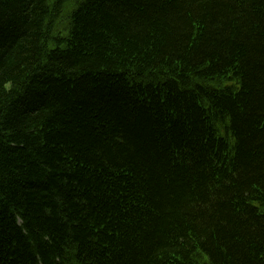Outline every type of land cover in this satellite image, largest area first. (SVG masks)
Instances as JSON below:
<instances>
[{
	"label": "trees",
	"instance_id": "1",
	"mask_svg": "<svg viewBox=\"0 0 264 264\" xmlns=\"http://www.w3.org/2000/svg\"><path fill=\"white\" fill-rule=\"evenodd\" d=\"M0 264H264V0H0Z\"/></svg>",
	"mask_w": 264,
	"mask_h": 264
}]
</instances>
